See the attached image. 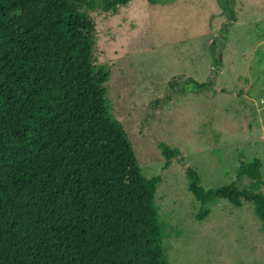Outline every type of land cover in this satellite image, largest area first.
<instances>
[{
  "label": "trees",
  "instance_id": "obj_1",
  "mask_svg": "<svg viewBox=\"0 0 264 264\" xmlns=\"http://www.w3.org/2000/svg\"><path fill=\"white\" fill-rule=\"evenodd\" d=\"M130 1L0 0V264H169L155 203L160 176L142 175L110 113L109 72L92 58L87 12L117 14ZM219 7L234 22L228 0ZM159 149L164 169L180 155ZM261 166L239 160L236 179L252 182L244 188H205L186 168L196 219L224 199L252 203L264 222Z\"/></svg>",
  "mask_w": 264,
  "mask_h": 264
},
{
  "label": "rangeland",
  "instance_id": "obj_2",
  "mask_svg": "<svg viewBox=\"0 0 264 264\" xmlns=\"http://www.w3.org/2000/svg\"><path fill=\"white\" fill-rule=\"evenodd\" d=\"M219 1L131 0L117 14L87 12L93 62L110 76V113L142 175L160 176L155 203L169 264H264V222L252 203L211 202L199 221L188 190L186 168L205 188L249 187L236 179L239 160L258 159L264 194V0H228L234 22ZM160 143L180 152L167 169Z\"/></svg>",
  "mask_w": 264,
  "mask_h": 264
}]
</instances>
